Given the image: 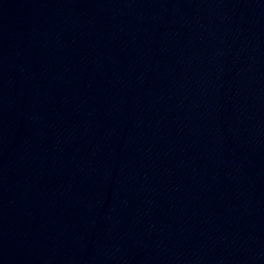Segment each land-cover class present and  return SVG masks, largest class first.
Here are the masks:
<instances>
[{"label": "water", "instance_id": "water-1", "mask_svg": "<svg viewBox=\"0 0 264 264\" xmlns=\"http://www.w3.org/2000/svg\"><path fill=\"white\" fill-rule=\"evenodd\" d=\"M0 264H264V0H0Z\"/></svg>", "mask_w": 264, "mask_h": 264}]
</instances>
